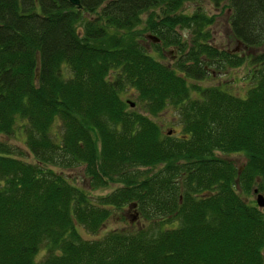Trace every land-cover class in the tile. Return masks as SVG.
<instances>
[{
    "label": "trees",
    "instance_id": "obj_1",
    "mask_svg": "<svg viewBox=\"0 0 264 264\" xmlns=\"http://www.w3.org/2000/svg\"><path fill=\"white\" fill-rule=\"evenodd\" d=\"M187 1L0 0V264H264V210L239 194L264 175V0H202L227 1L245 52L212 43L215 16ZM244 63L243 96L195 82ZM166 105L178 135L151 117ZM50 164L116 185L92 199ZM128 207L147 223L82 236Z\"/></svg>",
    "mask_w": 264,
    "mask_h": 264
},
{
    "label": "rangeland",
    "instance_id": "obj_2",
    "mask_svg": "<svg viewBox=\"0 0 264 264\" xmlns=\"http://www.w3.org/2000/svg\"><path fill=\"white\" fill-rule=\"evenodd\" d=\"M224 5H222L221 8L215 9L211 4H209L206 1H196V2H191L187 1L183 4V7L180 9V12L184 13H189L190 11H193V9L196 6H201V9L206 11L208 14H211L215 16L213 18V21L207 26V29L210 32V40L212 43L220 46V47H225V48H231L234 51H243L244 47L242 45H238L236 47V41L235 39L231 36L228 23H227V16L229 14V6L227 5V1L223 2ZM145 12L142 13L141 18H144ZM142 24L138 26V28H141ZM181 36L184 39H187L188 35L191 37L192 34L188 33V30L186 27L181 29ZM146 32H142L145 34ZM141 36V37H142ZM188 37V38H189ZM142 43H144V46L147 50V52L151 53L155 58L167 63L171 64L173 59L175 58V55L177 54L176 51L174 50L173 46H162L161 53L154 51L152 47V42L153 41L149 37H142ZM249 50V49H248ZM239 52V51H238ZM209 70L212 71L211 75L208 74L202 79H198L195 82L200 84V85H209V84H218L220 83L224 87H226L228 90L238 93L240 96H243L244 89L248 85L245 81H243V76L246 74V64H241L235 67H229V66H224L223 68L216 69L212 66H209ZM189 82L193 81L192 79L188 80ZM122 97L124 99H131L134 101L135 105L134 106L136 109H139L138 102L134 96V94L131 91H124L122 92ZM157 123L160 124L162 130L166 129H171V131L174 132V134L178 135L180 128L177 120V114L173 110L172 107L169 105H166L163 109H161L159 112H157L155 115L151 116ZM52 129L57 130V125H53ZM0 139H3V137L0 135ZM12 145L19 146L20 149H22V153L19 154V156L27 161H34V157L27 152V149L25 148V145H23L22 142V137H11L8 140ZM220 157H224L227 160H230L233 165L236 167H241L243 162H244V154L238 152H230V153H217ZM53 169L60 170L66 175L69 176L71 180H73L74 183H76L78 186H81L84 188L85 191H87L90 195L91 198H95L96 195L98 194H104L109 192L115 185L116 183H108L107 185L104 186H96L94 188H90L89 185L87 184V178L85 179V175L82 169L81 165H74L72 167H63V166H57L56 164H50ZM257 188V190L264 195V175L262 177H255V182L252 183L250 186V189L248 192H241L239 191L240 196L246 197L248 201H254V195L255 193L252 192V189ZM261 209L264 210V207H260ZM114 211V213H113ZM112 214L101 224L100 228L97 230L96 233H91L88 231L86 228H81L80 227V232L83 237H96V235H101L104 233L106 230L113 228V227H125L129 226V223L131 220L135 225L139 226L142 224H146L147 221L137 217L136 215L132 216L134 211L132 207H128L126 211L121 210H113ZM116 212V213H115ZM132 214V215H131ZM119 215V216H118ZM120 215L123 216V218L120 217ZM176 223V222H175ZM131 224V223H130ZM168 226V224H166ZM45 253V249L43 246H40L35 254V259L41 258Z\"/></svg>",
    "mask_w": 264,
    "mask_h": 264
},
{
    "label": "water",
    "instance_id": "obj_3",
    "mask_svg": "<svg viewBox=\"0 0 264 264\" xmlns=\"http://www.w3.org/2000/svg\"><path fill=\"white\" fill-rule=\"evenodd\" d=\"M68 2L70 4H73L75 5L77 8H80L81 4L79 2V0H68ZM146 37H149L151 38L153 41H156L157 38L156 37H153L152 34H146ZM133 103H130V105H132ZM168 133L170 132V129L167 131ZM253 191H256V188H253ZM254 201L256 203V205L258 207H264V196L262 193L260 192H256L255 195H254Z\"/></svg>",
    "mask_w": 264,
    "mask_h": 264
},
{
    "label": "flooded vegetation",
    "instance_id": "obj_4",
    "mask_svg": "<svg viewBox=\"0 0 264 264\" xmlns=\"http://www.w3.org/2000/svg\"><path fill=\"white\" fill-rule=\"evenodd\" d=\"M236 47H238V45H240L238 42H236ZM231 50H233V49H231ZM234 51V50H233ZM254 188V187H253ZM252 192H254V193H256V192H259L258 190H257V188H256V191H253V189H252ZM264 196V195H263Z\"/></svg>",
    "mask_w": 264,
    "mask_h": 264
}]
</instances>
